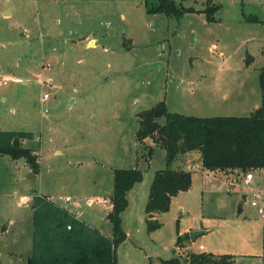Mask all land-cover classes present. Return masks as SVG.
<instances>
[{
	"label": "rangeland",
	"instance_id": "374dc122",
	"mask_svg": "<svg viewBox=\"0 0 264 264\" xmlns=\"http://www.w3.org/2000/svg\"><path fill=\"white\" fill-rule=\"evenodd\" d=\"M174 1L196 12L151 15L145 0H0V81L18 79L0 84V131L40 137L26 143L40 156L38 178L24 159L0 156V264H29L32 255L33 210L27 199L19 204L23 194L43 192L71 210L98 213L93 198L113 191L115 170L131 168L144 181L131 196L118 264L185 263L201 252L263 264L264 223L250 192L264 190L260 177L253 188L233 187L223 172L215 179L196 169L192 188L159 215L160 229L149 232L143 219L155 173L167 164L163 148L138 142V115L166 102L186 116L248 117L263 93L264 0H212L220 6L215 22L203 12L207 0ZM91 39L96 45L88 47ZM45 93L51 100L43 104ZM183 156L173 170L184 168ZM102 217L99 226L111 232ZM179 232L190 235L183 249Z\"/></svg>",
	"mask_w": 264,
	"mask_h": 264
},
{
	"label": "trees",
	"instance_id": "16d2710c",
	"mask_svg": "<svg viewBox=\"0 0 264 264\" xmlns=\"http://www.w3.org/2000/svg\"><path fill=\"white\" fill-rule=\"evenodd\" d=\"M147 12L168 18H182L187 13L196 12L185 8L174 0H157L151 5L145 0ZM220 6L207 0L204 13L210 22H215L214 14ZM259 24L257 17L248 19ZM254 61L247 53L245 60L249 67ZM262 79L261 106L248 117H195L172 113L166 102H160L151 109L141 112L136 138L145 144H153L166 151L167 167L155 173L145 207L149 232L161 228L154 219L157 214L167 213L173 198L192 188L193 173L189 170H173L172 165L181 155L200 153L202 167L211 172L238 171L242 175L264 170V73ZM164 119V123H161ZM35 139L31 132L0 131V156L12 160L24 159L34 175L40 172L39 157L26 147L25 143ZM155 146L147 147L148 161L152 159ZM144 181V173L138 168L114 171V187L110 197L113 209L107 219L113 227V236L107 237L101 231L89 226L67 209L57 205L47 196L33 197V243L31 264H118L116 251L128 236L123 228V214L129 208L128 194ZM177 247L184 248L180 235ZM164 264H234L230 254L190 253L185 263L180 259L163 261Z\"/></svg>",
	"mask_w": 264,
	"mask_h": 264
},
{
	"label": "crops",
	"instance_id": "0c3cea01",
	"mask_svg": "<svg viewBox=\"0 0 264 264\" xmlns=\"http://www.w3.org/2000/svg\"><path fill=\"white\" fill-rule=\"evenodd\" d=\"M257 24V23H256ZM91 44H94V45H96V41L94 40V39H91L90 41H89V43H88V47L91 45ZM214 48H215V45L213 46ZM223 53H221V55H222ZM44 95V94H43ZM51 100V97H50V99L49 100H47V101H44L43 100V97L41 98V102L43 103V104H46V103H48L49 101ZM262 101V100H261ZM257 109V108H256ZM256 109H254V110H256ZM253 110V111H254ZM252 111V112H253ZM251 112V113H252ZM39 140H40V137H37ZM37 138L36 139H34V140H32V141H36L37 140ZM31 141H29V143H30ZM147 142H149L148 140H146V142L145 143H147ZM27 144H28V142H26ZM26 145V144H25ZM36 155H38V154H36ZM195 156H196V153H194V152H192V153H187V154H185L184 156H183V163H182V166L184 167V168H182V169H184V170H189V171H191L192 173L194 172V171H196V169H200V170H203L204 171V173L205 174H207V176L208 177H210V175L211 174H213L214 175V178L216 179L217 177V175L216 174H219L220 172H211V171H208V170H205L203 167H202V162L200 161V164L199 165H197L195 162H193L194 160H193V158H195ZM38 157H40L39 155H38ZM200 160H201V158H200ZM40 163V162H39ZM195 165L196 166H198V167H195ZM223 174H225V176L227 177V179L229 180V182L232 184V185H234L233 187H236L237 185H238V183H240V184H243L245 187H248V185L246 186V183H245V175H242V174H240L238 171H231V172H227V173H224L223 172ZM233 175H236L235 177L237 178V176H239V177H242V180L241 181H238L235 177L234 178H232V180H231V176H233ZM255 179H254V181L252 182V184H251V186H254L255 185V183H256V181H257V179H258V177H260V179H261V181L260 182H262L263 183V188H264V170H259V171H257L255 174ZM37 176V178H38V175H36ZM37 178H33V179H37ZM113 178H114V176H113ZM259 182V183H260ZM139 185V184H138ZM137 185V186H138ZM137 186H135V188L133 189V190H131L130 192H129V194H128V200H129V208L127 209V211L123 214V216H122V219H123V228H124V230H125V232H126V234H127V236L129 237V235H130V232L128 231V229H127V226H126V216H131L132 215V213H131V211H132V208H133V206H132V194H133V192H135V189H136V187ZM114 187V186H113ZM113 192V191H112ZM112 192H108L107 194H105V195H100V196H96L95 198H93V199H96V202H98V207H99V210H98V213L97 212H95V213H97V214H95V213H86L84 210H80L81 208H80V206H78L79 208H77L76 210H71V209H69L67 206L68 205H59V204H57V205H59V206H61V207H63V208H65V209H67L70 213H72V214H74L77 218H79L80 220H82V221H84L85 223H87L89 226H91V227H93V228H96V229H98L99 231H101L104 235H106L107 237H112L113 236V227H112V231L110 232L109 230H107V231H105L104 230V227L106 226V225H101V226H99V224H98V222H101V221H99V219L101 220V217L102 218H106L107 219V216H108V214L112 211V209H113V205H112V202H111V199H110V197H111V195H112ZM139 192V191H138ZM185 193V192H184ZM182 194V193H181ZM181 194H179L177 197H175V198H173V200H172V203H173V201L175 200V199H177ZM36 195H42V196H47V197H49L52 201H54L51 197L52 196H50V195H46V194H44L43 192H37V193H35V194H23L22 196H21V202L19 203L20 205L21 204H23L24 203V201L27 199V200H29L30 201V203L29 204H27L28 206H30V208H31V203H32V200H33V197L34 196H36ZM69 199V198H68ZM93 200H91V199H89L88 200V203L87 204H93ZM78 205V204H77ZM90 206V205H89ZM100 214V215H99ZM159 215L160 214H157L156 216H155V218L154 219H157L158 220V217H159ZM87 216V217H86ZM133 216V215H132ZM84 217H86V219H84ZM128 219H129V222H131V218L130 217H127ZM141 219V215H139V217H138V220H140ZM143 219L146 221V219H147V216H146V213H145V215L143 216ZM108 220V219H107ZM109 221V220H108ZM141 221V220H140ZM110 222V221H109ZM107 227V226H106ZM4 232H5V229H4ZM3 232V233H4ZM6 233V232H5ZM180 233V232H179ZM203 234V233H202ZM180 235H182V233H180ZM198 237V236H197ZM196 237V238H197ZM196 238L193 240V242L194 241H196ZM185 245V244H184ZM192 246V245H191ZM186 249H188V248H186ZM202 253V252H201ZM221 255H223V254H221Z\"/></svg>",
	"mask_w": 264,
	"mask_h": 264
},
{
	"label": "built area",
	"instance_id": "2783aa9c",
	"mask_svg": "<svg viewBox=\"0 0 264 264\" xmlns=\"http://www.w3.org/2000/svg\"><path fill=\"white\" fill-rule=\"evenodd\" d=\"M11 82H18V79H15L13 77H4L1 81H0V84L3 85V86H7L9 85V83ZM51 97V95L49 93H45L43 95V100L44 101H47L49 100ZM47 111V110H45ZM37 138V137H36ZM35 138V139H36ZM37 140H39L37 138ZM26 144V143H25ZM255 172H250L248 173L246 176H245V183H246V186L248 185V187H252L251 184L252 182L254 181L255 179ZM253 188V187H252ZM250 192H253L254 193V198H255V201H258L260 203V207H259V218L261 221H263L264 223V190L262 191H258L256 189H251ZM263 264H264V249H263Z\"/></svg>",
	"mask_w": 264,
	"mask_h": 264
},
{
	"label": "water",
	"instance_id": "95a60500",
	"mask_svg": "<svg viewBox=\"0 0 264 264\" xmlns=\"http://www.w3.org/2000/svg\"><path fill=\"white\" fill-rule=\"evenodd\" d=\"M34 178H36V177H34ZM243 199H244V201H245V200H246V197H244ZM202 233H203V232L192 233V234H191L192 240H194L197 236L201 235ZM29 264H31L30 259H29Z\"/></svg>",
	"mask_w": 264,
	"mask_h": 264
}]
</instances>
